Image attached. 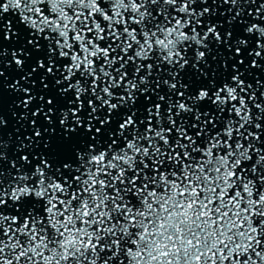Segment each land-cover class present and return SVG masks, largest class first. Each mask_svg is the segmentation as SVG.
Masks as SVG:
<instances>
[{"label":"snow or ice","instance_id":"6c2138e0","mask_svg":"<svg viewBox=\"0 0 264 264\" xmlns=\"http://www.w3.org/2000/svg\"><path fill=\"white\" fill-rule=\"evenodd\" d=\"M0 264H264V0H0Z\"/></svg>","mask_w":264,"mask_h":264},{"label":"water","instance_id":"95a60500","mask_svg":"<svg viewBox=\"0 0 264 264\" xmlns=\"http://www.w3.org/2000/svg\"><path fill=\"white\" fill-rule=\"evenodd\" d=\"M5 107H7V101L5 102Z\"/></svg>","mask_w":264,"mask_h":264}]
</instances>
